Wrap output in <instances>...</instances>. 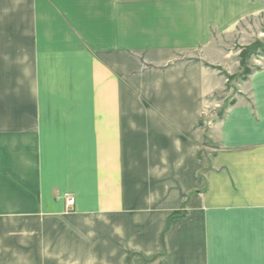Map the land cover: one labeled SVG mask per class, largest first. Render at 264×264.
<instances>
[{"label":"crops","instance_id":"0c3cea01","mask_svg":"<svg viewBox=\"0 0 264 264\" xmlns=\"http://www.w3.org/2000/svg\"><path fill=\"white\" fill-rule=\"evenodd\" d=\"M262 10L0 0V264H264V70L200 145L214 36Z\"/></svg>","mask_w":264,"mask_h":264},{"label":"rangeland","instance_id":"374dc122","mask_svg":"<svg viewBox=\"0 0 264 264\" xmlns=\"http://www.w3.org/2000/svg\"><path fill=\"white\" fill-rule=\"evenodd\" d=\"M214 39L221 49V52L217 53L221 59L220 64L214 66L216 67L214 69L222 77L223 87L221 91L212 95L206 104L200 124L201 134H206L200 139V145L204 146L208 145L209 125L222 118L228 107L244 95L242 92L245 91V82L249 77L264 70V48L258 46L248 49L250 45L264 42V10L240 21L231 33L214 36ZM186 60L192 61L196 58H182V61ZM212 152L210 148H202V154H205L206 158Z\"/></svg>","mask_w":264,"mask_h":264},{"label":"trees","instance_id":"16d2710c","mask_svg":"<svg viewBox=\"0 0 264 264\" xmlns=\"http://www.w3.org/2000/svg\"><path fill=\"white\" fill-rule=\"evenodd\" d=\"M260 47V48H264V42H263V44L261 43H256V44H254V45H250L249 46V48L248 49H253V47ZM245 51V50H244ZM242 52V54H243V56L245 55V52ZM242 56V55H241ZM243 64V63H242ZM213 68H216V67H214V66H212ZM181 216H183V214L181 213V212H174L172 215H170V217H169V221H171V220H173L174 218H177V217H181Z\"/></svg>","mask_w":264,"mask_h":264},{"label":"built area","instance_id":"2783aa9c","mask_svg":"<svg viewBox=\"0 0 264 264\" xmlns=\"http://www.w3.org/2000/svg\"><path fill=\"white\" fill-rule=\"evenodd\" d=\"M73 203H74V199L73 198H68L67 205L71 206Z\"/></svg>","mask_w":264,"mask_h":264}]
</instances>
